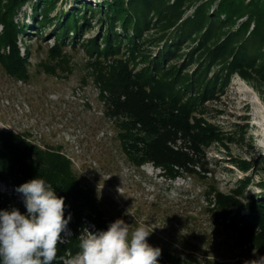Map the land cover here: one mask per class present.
I'll list each match as a JSON object with an SVG mask.
<instances>
[{
    "label": "trees",
    "instance_id": "trees-1",
    "mask_svg": "<svg viewBox=\"0 0 264 264\" xmlns=\"http://www.w3.org/2000/svg\"><path fill=\"white\" fill-rule=\"evenodd\" d=\"M28 1L0 0V65L8 75L28 78V49L20 54L19 35L31 27L37 33L54 21L48 54L53 63L43 62L44 72H70L64 47L84 48L87 71L99 88L105 115L115 122L127 159L137 166L150 163L170 178L185 173L207 179L206 149L215 143L225 146L223 141L232 142L234 134L224 136L196 113L202 114L205 102L228 87L231 74L264 79V0H100L99 9L85 3L81 22L71 12L48 18L55 0H35L30 24H20L16 15ZM87 13L91 18L104 15L97 34L83 39L92 23ZM239 166L243 171L252 168L246 162ZM34 178L44 179L58 197H65V218L69 213L72 217L59 255L80 251L78 237L88 223L107 229L92 191L80 184L59 149L40 148L21 134L0 131V183L17 192ZM248 183V178L239 180L227 194L209 185L205 199L214 220L234 234L233 245L253 248L260 257L264 188L260 199L246 198ZM15 199L0 194V210L26 214ZM161 250L159 264H228L209 259L193 263Z\"/></svg>",
    "mask_w": 264,
    "mask_h": 264
},
{
    "label": "rangeland",
    "instance_id": "rangeland-1",
    "mask_svg": "<svg viewBox=\"0 0 264 264\" xmlns=\"http://www.w3.org/2000/svg\"><path fill=\"white\" fill-rule=\"evenodd\" d=\"M33 2H26L16 15L20 24H30ZM85 3L95 9L102 5L100 0H55L48 18L71 12L81 22ZM102 15L94 13L91 18L86 14L92 23L83 39L97 34ZM53 25L54 21L37 33L31 27L18 37L20 54L28 49L26 80L8 75L0 65V131L21 134L40 148L59 149L72 163L80 184L92 191L107 229L116 219H124L133 228L151 223L157 228L148 237L150 245L193 263L209 259L244 264L257 259L255 249L233 245L234 234L214 220L205 191L212 185L219 192L231 193L239 180L248 178L243 197L260 199L264 188V79L253 74L246 80L233 73L228 87L205 102L202 114L196 113L216 124L224 136L234 134L232 142L223 141L225 146L215 143L206 149L207 179L185 173L170 178L150 163L137 166L127 159L115 122L105 115L99 88L87 71L89 56L82 46L63 49L70 72L59 68L56 75L44 72L42 63H53L48 57L54 43ZM241 162L252 168L243 171ZM0 194L17 196L15 201L25 206L23 194L11 192L2 183ZM86 228L107 230L91 223Z\"/></svg>",
    "mask_w": 264,
    "mask_h": 264
},
{
    "label": "clouds",
    "instance_id": "clouds-1",
    "mask_svg": "<svg viewBox=\"0 0 264 264\" xmlns=\"http://www.w3.org/2000/svg\"><path fill=\"white\" fill-rule=\"evenodd\" d=\"M16 191L23 194L27 212L0 210V264H159L162 250L148 243L157 227L144 222L133 228L124 219H116L106 231L83 229L78 237L80 251L59 255L58 246L66 243L72 218L70 213L65 218V197H58L41 178L21 184ZM244 264H264V256Z\"/></svg>",
    "mask_w": 264,
    "mask_h": 264
}]
</instances>
